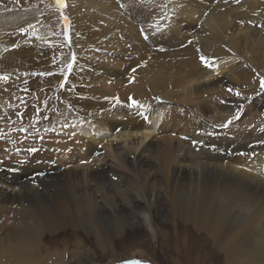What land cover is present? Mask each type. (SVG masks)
Returning a JSON list of instances; mask_svg holds the SVG:
<instances>
[{
    "label": "bare ground",
    "instance_id": "1",
    "mask_svg": "<svg viewBox=\"0 0 264 264\" xmlns=\"http://www.w3.org/2000/svg\"><path fill=\"white\" fill-rule=\"evenodd\" d=\"M46 2L64 12L76 59L63 91L64 73L34 82L11 62L12 43L0 45V77L8 78L0 93L16 97L14 86L36 93L15 104L22 121L0 124V264L50 254L55 264L114 262L125 257L118 245L143 256L152 242L127 247L139 227L168 252L264 264V0ZM23 16L1 14L0 31L19 27ZM158 42L172 49L164 56ZM81 54L83 93L67 94ZM91 59L99 72L92 76ZM69 60L70 48L64 70ZM227 65L256 80V96L242 100L246 112L228 127L237 113L176 121L168 99L228 83L209 81ZM62 103L59 115L46 109ZM162 131L169 136L157 149L152 140ZM127 167L133 175L118 169Z\"/></svg>",
    "mask_w": 264,
    "mask_h": 264
},
{
    "label": "rangeland",
    "instance_id": "2",
    "mask_svg": "<svg viewBox=\"0 0 264 264\" xmlns=\"http://www.w3.org/2000/svg\"><path fill=\"white\" fill-rule=\"evenodd\" d=\"M16 1L17 0H0V15L3 14L5 17L12 14H19L24 15L23 17L26 18L23 20L22 25H18L19 27H12L11 29H3L4 31H0V45L7 46L9 43H12L10 48L16 50V56L12 57L11 60V62L13 61L14 63V67L21 66L22 68L27 69L24 73H20L19 70L13 69V74L19 72V75L22 74L23 76L32 77L35 82L36 79H44L46 77L57 78L64 73L61 88L64 91L70 73L73 70L72 68L71 71H69L67 66L65 70L63 69L64 61H66V58L68 57L69 48V63H72V56L75 55L74 51L71 49L70 39L67 38L66 35H63V26L65 22L64 12L62 10L54 11V8L47 3L46 0H22L19 3H16ZM2 25L5 26L7 24H3L2 22ZM0 29L2 30V27H0ZM88 46L91 49H98L97 46L90 43H88ZM153 47L156 51L160 52V54H164V56L166 51L172 49L169 48V44L165 42H158ZM81 56L79 66L73 73L72 82L69 83L68 90L65 91L67 94L81 93V90L77 85V82L79 78L82 77L83 73L82 67L84 65V58L82 54ZM161 59L164 60V57H161ZM94 63H96L95 59H91L88 63V67L92 70L90 71L91 76L95 73H99L97 72V67ZM29 70H31L30 73ZM232 70V66L227 65L220 74L209 80L217 81L228 77V83H222L221 85L209 84L207 87L202 86L204 88L203 90L196 89L192 97H187L185 99L184 97L178 96V94L171 96L168 101L170 102V106L175 109V120H180L181 117L197 119V115H199V117L203 115L211 118L213 122H219L220 115L225 112L239 113V115L242 116L246 112L245 107H247V104H242V100L246 101L247 99H250L249 102L252 101L257 94L256 90L261 87V84H258L259 86L257 89H254V85H256L255 79L254 81H251L246 78V75L233 73ZM227 75H231L232 77ZM14 87H11L10 89L19 93L16 97L7 93L10 91L0 93V124L9 121L10 118L21 119L22 121V116H19L17 112H15V110H17L15 104L17 103L21 106L24 103L26 104V102L29 103L33 101V98H30L28 94L36 97V93L30 90L23 91ZM53 90H55V88ZM237 93H239V95H237ZM49 96L57 102L61 101L58 96V91H55L54 93L50 91ZM19 97L20 99H18ZM28 105L27 108L24 107V111L33 107L30 104ZM46 109L59 115V113H63L67 108L64 106V103H62L56 107L48 105ZM249 113L256 115L262 114L260 112L254 113L253 110L249 111ZM249 113L247 115L245 114L246 116L243 118V122L253 118L249 116ZM43 122H48V118L47 120L44 119ZM168 133L162 131L153 137L152 141L157 149L165 146V138L169 136ZM118 169L123 173L133 175L131 169L128 167ZM4 215L6 216V214ZM161 229L165 231V228L161 227ZM134 230L135 231L131 232L135 236H133L134 238L127 243L128 248H132V246H136V244H139L140 242L149 241L152 242L154 249L149 250L144 248L145 254L139 256L132 255L134 251L131 249L126 250L118 245L116 250H118L120 255H124V258H119L118 260L111 262V257L109 256H97L95 257V261L101 264H137V262H139V264H215L210 260H205L199 257L197 253L181 252L177 248L170 249L169 252L165 251L157 240L153 241V239H151V235L146 228L139 227ZM83 234L85 235V233ZM51 255L52 254L43 255L42 257L38 256L35 264H55L57 257Z\"/></svg>",
    "mask_w": 264,
    "mask_h": 264
},
{
    "label": "snow or ice",
    "instance_id": "3",
    "mask_svg": "<svg viewBox=\"0 0 264 264\" xmlns=\"http://www.w3.org/2000/svg\"><path fill=\"white\" fill-rule=\"evenodd\" d=\"M56 3L57 4H60L61 6H66L65 5V0H56ZM158 27V26H157ZM143 31V29L141 30ZM75 55L72 56V63H69L67 65L69 71H71V69L73 68V65L75 63ZM201 60L202 62L206 63L207 64V60L201 56ZM0 79L2 80H7L8 78L7 77H0ZM261 87L264 88V80L261 81ZM237 95H239V93H237ZM117 99V103H119V100L118 98ZM130 100H132V103L129 105V107H132V106H136L137 105V102L135 100H133L131 97L129 98ZM239 118V113L236 114V116H234L232 119L228 120L224 125L223 127H228L229 125H231L233 123V120L235 119H238ZM31 151H35V149H31ZM137 264H139V262H137Z\"/></svg>",
    "mask_w": 264,
    "mask_h": 264
}]
</instances>
